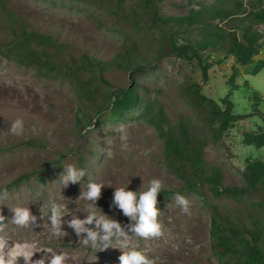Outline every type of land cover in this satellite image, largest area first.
<instances>
[{
    "label": "rangeland",
    "instance_id": "374dc122",
    "mask_svg": "<svg viewBox=\"0 0 264 264\" xmlns=\"http://www.w3.org/2000/svg\"><path fill=\"white\" fill-rule=\"evenodd\" d=\"M4 1L18 18L40 32L54 35L75 57L87 55L103 62L112 61L133 41H138L144 43L148 61L141 71L132 73L112 66L105 74L113 86L136 85L142 98L139 107L118 119L99 124L93 122L79 134L76 117L80 103L73 84L55 73L41 74L36 66L19 65L0 52V145L5 147L0 151V189L7 187L10 193L7 200H0V214L7 218V226L0 235L6 237L10 247L15 242H34L39 251L50 248L66 252L70 257L67 264H119L118 257L122 252L116 248L115 242L112 248L104 251L84 248L80 245V237L67 226L72 215L86 218L85 205L88 202L76 201L81 195L82 184L87 190L89 177L104 184L97 207L127 225L129 218L112 206L115 188L128 187V190L138 192L156 178L162 181V188L176 190L189 200L191 214L182 212L174 200L175 194L170 199L158 197L164 235L150 241L132 237L130 242L141 249L146 248L149 258L156 264H219L211 250L208 203L201 196L183 189V181L167 164L162 138L144 119V112L160 106L173 129L177 130L183 122L191 134L207 141L205 158L221 170L223 183L244 185L242 172L246 162L253 159L264 161V147L258 149L244 143L246 132H264V24L258 26L263 34L262 50L247 66L238 65L234 57L218 50L208 51L205 56H210L211 68L205 82L196 61L166 56V46L162 57L158 58L160 31L146 20L139 25L128 23L104 6L82 0ZM250 1L161 0L159 10L162 15L180 17L191 9L199 10L204 6L233 8L238 2L248 4ZM214 25L228 29L232 23L220 20ZM193 83H200L201 93L222 108H225L222 99L230 94L233 113L244 119L229 128L220 139L212 138L204 124L202 111L190 98L188 88ZM254 92L262 97L257 110L253 108ZM17 119L24 122L22 136L10 131L12 122ZM121 123L128 125V151L121 150L116 132ZM108 136L114 138L110 156L105 150ZM30 140L41 141L45 146L26 144ZM68 164L87 170L88 176L82 184H69L65 188L59 182ZM224 196L239 200L255 217L264 220L254 204L257 196L233 193H224ZM52 201L67 205L62 230L68 235H52L48 222ZM15 206L29 207L38 217L37 224L18 228L8 223L13 216L10 208ZM41 207L44 219H40ZM50 255L37 252L33 260ZM18 264H25L23 258Z\"/></svg>",
    "mask_w": 264,
    "mask_h": 264
},
{
    "label": "trees",
    "instance_id": "16d2710c",
    "mask_svg": "<svg viewBox=\"0 0 264 264\" xmlns=\"http://www.w3.org/2000/svg\"><path fill=\"white\" fill-rule=\"evenodd\" d=\"M82 1L104 6L128 23L150 22L160 31L158 58L162 57L166 46V56L196 61L205 82L211 68L210 56H205L208 51L218 50L234 57L238 65L247 66L262 50L263 34L258 26L264 24V0H251L248 4L238 2L233 8L204 6L199 10L191 9L180 17L162 15L159 10L161 0ZM220 20L232 25L228 29L214 25ZM196 31L198 33L195 34ZM144 46L143 42L133 41L112 61L103 62L87 55L75 57L54 35L36 30L18 18L4 0H0V52L19 65L36 66L41 74L55 73L73 84L80 103L76 117L79 134L93 122L99 124L108 119H118L142 103L136 85L113 86L105 74L112 66L132 73L141 71L148 61ZM188 89L192 102L203 113L204 124L212 138L220 139L229 128L244 119L233 113L230 94L222 99L225 105L222 108L201 93L200 83H193ZM253 100V108L257 110L262 97L254 92ZM144 119L162 138L167 164L183 181V189L201 196L208 203L211 250L218 263L264 264V220L255 217L239 200H229L224 196V193L257 196L254 204L258 214L264 216V161L253 159L246 162L242 172L244 185H225L221 170L205 158L206 140L191 134L183 122L177 130L173 129L160 106L145 111ZM244 143L258 149L264 147V132H246ZM26 144L45 146L36 140L26 141ZM3 149L5 147L0 145V151ZM177 192L162 188L158 197L170 199Z\"/></svg>",
    "mask_w": 264,
    "mask_h": 264
},
{
    "label": "clouds",
    "instance_id": "9594fccd",
    "mask_svg": "<svg viewBox=\"0 0 264 264\" xmlns=\"http://www.w3.org/2000/svg\"><path fill=\"white\" fill-rule=\"evenodd\" d=\"M11 133L16 136L24 134V122L17 119L11 124ZM119 134L118 139L121 143V150L128 151L130 146L128 125L121 123L116 127ZM105 143L108 147L105 149L108 155H111V149L114 143L113 137H107ZM88 176V172L84 168H78L75 165L68 164L64 167V172L59 178L65 188L69 184H82L84 178ZM105 187L102 183H97L89 177L87 190H84L82 184L81 195L77 202L85 200L86 218L81 219L76 215H72V219L67 222V226L73 229L78 237H80V245L84 248L91 247L93 250L104 251L110 248L115 242L122 254L118 257L119 264H156L154 259H150L147 250L139 248L136 244L131 243L132 237H137L144 241L155 240L164 235V226L160 220L161 210L158 207V196L162 190V181L153 178L146 189L144 186L138 192L128 190V187H116L112 206L119 209L123 215L129 218L130 223L122 225L119 221L104 214L97 207V201L101 197V191ZM7 187L0 189V200L9 198ZM174 200L185 214L190 213L189 200L176 193ZM67 205L52 201L49 205L48 222L51 226L52 235L60 237L68 235L62 230L64 223V213ZM13 216L8 223L18 228H26L37 224L38 217L33 215L29 207L15 206L10 208ZM41 217L44 219L43 208H40ZM6 217L0 214V233L7 226ZM131 233V235H130ZM112 248V247H111ZM37 252L50 253V256H44L40 259L33 260ZM23 258L25 264H67L70 257L66 252H57L53 249H45L39 251L37 244L34 242H15L13 246H9V241L4 235H0V264H18ZM76 259V257H71Z\"/></svg>",
    "mask_w": 264,
    "mask_h": 264
}]
</instances>
